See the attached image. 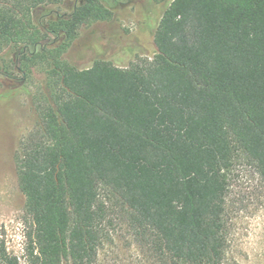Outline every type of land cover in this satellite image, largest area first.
I'll use <instances>...</instances> for the list:
<instances>
[{"label": "trees", "instance_id": "1", "mask_svg": "<svg viewBox=\"0 0 264 264\" xmlns=\"http://www.w3.org/2000/svg\"><path fill=\"white\" fill-rule=\"evenodd\" d=\"M59 5L0 0V76H43L13 153L23 264H94L121 234L151 264H228L233 182L264 180V0H172L151 58L86 68L64 55L113 11Z\"/></svg>", "mask_w": 264, "mask_h": 264}, {"label": "rangeland", "instance_id": "2", "mask_svg": "<svg viewBox=\"0 0 264 264\" xmlns=\"http://www.w3.org/2000/svg\"><path fill=\"white\" fill-rule=\"evenodd\" d=\"M82 0H61L56 8L70 14ZM172 0H104L113 11L108 22L82 27L64 58L78 68L104 59L126 66L137 56L151 58L156 52L153 36L163 11ZM43 76L35 73L21 80L0 76V246L23 264L24 234L30 225L25 213L13 163L18 141L33 127L35 114L30 94L41 87ZM230 224L228 264H264V180L249 169L237 174L227 199ZM114 237L104 244L94 264H151L145 250Z\"/></svg>", "mask_w": 264, "mask_h": 264}]
</instances>
